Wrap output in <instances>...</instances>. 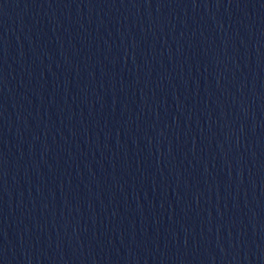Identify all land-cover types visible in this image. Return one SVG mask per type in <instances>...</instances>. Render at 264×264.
<instances>
[{
	"label": "water",
	"instance_id": "obj_1",
	"mask_svg": "<svg viewBox=\"0 0 264 264\" xmlns=\"http://www.w3.org/2000/svg\"><path fill=\"white\" fill-rule=\"evenodd\" d=\"M0 264H264V0H0Z\"/></svg>",
	"mask_w": 264,
	"mask_h": 264
}]
</instances>
